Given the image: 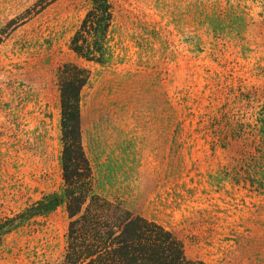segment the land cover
<instances>
[{"label":"rangeland","instance_id":"1","mask_svg":"<svg viewBox=\"0 0 264 264\" xmlns=\"http://www.w3.org/2000/svg\"><path fill=\"white\" fill-rule=\"evenodd\" d=\"M104 63L70 39L89 0H0V264H60L58 68L91 72L82 142L98 194L175 233L190 259L264 264V0H111Z\"/></svg>","mask_w":264,"mask_h":264},{"label":"trees","instance_id":"2","mask_svg":"<svg viewBox=\"0 0 264 264\" xmlns=\"http://www.w3.org/2000/svg\"><path fill=\"white\" fill-rule=\"evenodd\" d=\"M56 0H39L42 8ZM114 20L111 0H89L69 47L79 58L104 63ZM91 72L74 62L57 71L60 89L62 192L45 194L20 212L21 220L46 216L64 205L67 240L60 264H210L188 258L182 240L154 220L98 194L82 142L81 92ZM5 225L0 224V241Z\"/></svg>","mask_w":264,"mask_h":264}]
</instances>
